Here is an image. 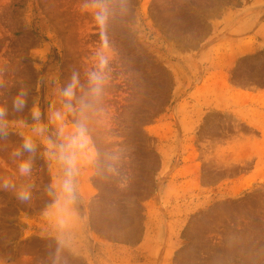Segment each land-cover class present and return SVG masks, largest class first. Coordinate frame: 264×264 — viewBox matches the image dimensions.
Masks as SVG:
<instances>
[{
	"label": "rangeland",
	"instance_id": "1",
	"mask_svg": "<svg viewBox=\"0 0 264 264\" xmlns=\"http://www.w3.org/2000/svg\"><path fill=\"white\" fill-rule=\"evenodd\" d=\"M93 4L107 14L108 119L85 113L98 157L71 200L45 151L80 119L63 136L51 119L73 73L71 103L91 101ZM0 107V264H264V0H0Z\"/></svg>",
	"mask_w": 264,
	"mask_h": 264
},
{
	"label": "clouds",
	"instance_id": "2",
	"mask_svg": "<svg viewBox=\"0 0 264 264\" xmlns=\"http://www.w3.org/2000/svg\"><path fill=\"white\" fill-rule=\"evenodd\" d=\"M98 9V10H97ZM85 11H94V18L101 29V41L102 46L100 51L97 53V63L93 70L87 72V92L86 95L91 97L89 103H85L83 100L80 101L77 110V107H74L71 101L76 97V90L79 86L81 89L84 88V85L80 84L79 74L73 73L71 82L63 88L62 94L67 100L68 103L64 104V110H57L52 114V122L58 125V135L63 136L65 132L66 125L64 121L67 119L68 115L79 116L80 119L77 120V123L73 126L74 131L71 137L69 138L66 144L59 145L58 154L52 152L51 149L55 147L51 140H49L45 156L50 159L58 160L60 164L64 166V174L62 180L59 182V188L62 194L66 195L69 199L74 200L76 194V177L79 175V170L81 166L85 165H94L97 162L98 153L95 150L91 136L89 135L88 121L89 117L85 115L88 110H91V116L96 118L97 124H106L108 116L106 109L102 106L104 88L109 79V62L111 57L107 54L108 52V43L105 38L103 29L107 21L106 9L100 7L99 4H93L92 8H88L87 5L84 7ZM23 92L13 101V107L17 110L22 109L25 106V100ZM33 118L39 119L41 113L39 109L34 108L32 110ZM6 109L0 107V136H6V125L7 122L3 119L5 116ZM40 132L44 131V127L41 126L39 129ZM35 144L31 137H25L23 141V150L34 153ZM19 151L15 152L14 155H20ZM108 160L116 162L119 160L118 155H109ZM32 163L30 160L24 161L19 166V171L21 175H29L31 172ZM107 171L115 173L116 169L114 163H109L107 165ZM4 189L9 187H14L8 181H5L2 185ZM57 187V181H53L49 185V194L53 193ZM18 199L26 201L30 198L31 192L27 190L20 191L18 194Z\"/></svg>",
	"mask_w": 264,
	"mask_h": 264
}]
</instances>
